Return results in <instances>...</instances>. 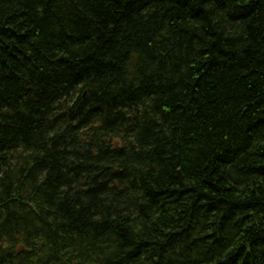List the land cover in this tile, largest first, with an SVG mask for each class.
I'll use <instances>...</instances> for the list:
<instances>
[{"label": "trees", "instance_id": "obj_1", "mask_svg": "<svg viewBox=\"0 0 264 264\" xmlns=\"http://www.w3.org/2000/svg\"><path fill=\"white\" fill-rule=\"evenodd\" d=\"M0 264H264V0H0Z\"/></svg>", "mask_w": 264, "mask_h": 264}]
</instances>
